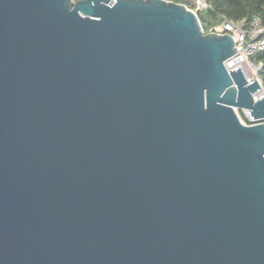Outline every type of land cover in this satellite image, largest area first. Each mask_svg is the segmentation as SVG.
Masks as SVG:
<instances>
[{
  "label": "water",
  "instance_id": "water-1",
  "mask_svg": "<svg viewBox=\"0 0 264 264\" xmlns=\"http://www.w3.org/2000/svg\"><path fill=\"white\" fill-rule=\"evenodd\" d=\"M235 45L173 1L0 0V264H264Z\"/></svg>",
  "mask_w": 264,
  "mask_h": 264
},
{
  "label": "built area",
  "instance_id": "built-area-1",
  "mask_svg": "<svg viewBox=\"0 0 264 264\" xmlns=\"http://www.w3.org/2000/svg\"><path fill=\"white\" fill-rule=\"evenodd\" d=\"M73 3L78 0H71ZM170 1V0H167ZM192 10L199 17V12L210 8L209 0H194ZM219 29V31L217 30ZM213 33L230 34L235 40V48L238 50L235 54L225 61V67L228 71L238 67L244 74L249 83L256 80L260 88L253 93L255 101L264 97V84L260 72L263 67L261 62L254 60L257 53L264 52V22L259 17H254L247 25L243 22H237L223 17L222 24ZM240 121L246 125L264 122V118H253L249 109H241V113L236 109Z\"/></svg>",
  "mask_w": 264,
  "mask_h": 264
},
{
  "label": "trees",
  "instance_id": "trees-1",
  "mask_svg": "<svg viewBox=\"0 0 264 264\" xmlns=\"http://www.w3.org/2000/svg\"><path fill=\"white\" fill-rule=\"evenodd\" d=\"M170 1L184 4L189 8L192 6L189 0ZM209 3V9L198 13L206 34L217 29L222 24L224 16L237 22L243 21L246 25L254 17H259L264 22V0H209ZM254 60L263 64L260 76L264 84V52L257 53Z\"/></svg>",
  "mask_w": 264,
  "mask_h": 264
},
{
  "label": "rangeland",
  "instance_id": "rangeland-1",
  "mask_svg": "<svg viewBox=\"0 0 264 264\" xmlns=\"http://www.w3.org/2000/svg\"><path fill=\"white\" fill-rule=\"evenodd\" d=\"M189 1L192 2V6L191 7L194 8L195 7L194 0H189ZM217 30L219 31V29H217ZM237 110H238L239 113H241V110L240 109H237Z\"/></svg>",
  "mask_w": 264,
  "mask_h": 264
}]
</instances>
